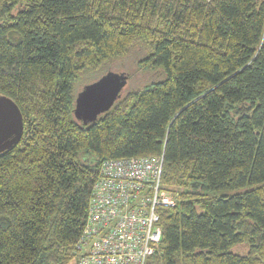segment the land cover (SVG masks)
I'll return each instance as SVG.
<instances>
[{"label":"trees","instance_id":"trees-1","mask_svg":"<svg viewBox=\"0 0 264 264\" xmlns=\"http://www.w3.org/2000/svg\"><path fill=\"white\" fill-rule=\"evenodd\" d=\"M136 45L163 79L77 120L76 85ZM0 94L25 124L0 154V264H77L101 165L160 156L177 205L147 264H264V0H0Z\"/></svg>","mask_w":264,"mask_h":264},{"label":"built area","instance_id":"built-area-1","mask_svg":"<svg viewBox=\"0 0 264 264\" xmlns=\"http://www.w3.org/2000/svg\"><path fill=\"white\" fill-rule=\"evenodd\" d=\"M164 156L112 159L101 165L77 264H147L162 241V209L177 205L162 188Z\"/></svg>","mask_w":264,"mask_h":264},{"label":"water","instance_id":"water-1","mask_svg":"<svg viewBox=\"0 0 264 264\" xmlns=\"http://www.w3.org/2000/svg\"><path fill=\"white\" fill-rule=\"evenodd\" d=\"M127 83V75L108 72L86 85L75 100L76 119L84 125L96 122L100 115L112 108ZM24 131L20 108L11 98L0 94V154L17 145Z\"/></svg>","mask_w":264,"mask_h":264},{"label":"rangeland","instance_id":"rangeland-1","mask_svg":"<svg viewBox=\"0 0 264 264\" xmlns=\"http://www.w3.org/2000/svg\"><path fill=\"white\" fill-rule=\"evenodd\" d=\"M147 56V50L142 45H136L127 53L122 59L117 60L106 66L102 71L88 74L80 83L75 87V94L84 88V86L99 79L102 75L108 72H114L117 74H125L128 77V83L125 87L124 93L129 90L141 89L147 85L159 82L163 79L162 69L150 70L145 69L140 65L141 61ZM241 192V191H239ZM236 192L217 193L220 195H230ZM230 251L238 255H247L249 252V246L247 244H240L233 246Z\"/></svg>","mask_w":264,"mask_h":264}]
</instances>
